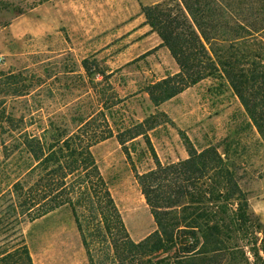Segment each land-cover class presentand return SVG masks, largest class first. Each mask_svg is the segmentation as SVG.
<instances>
[{
  "label": "trees",
  "instance_id": "1",
  "mask_svg": "<svg viewBox=\"0 0 264 264\" xmlns=\"http://www.w3.org/2000/svg\"><path fill=\"white\" fill-rule=\"evenodd\" d=\"M141 12L178 67L146 87L151 104L157 107L205 79H224L264 141V0H165ZM18 84L8 79L4 95H29L30 86ZM159 116L166 119L155 114L114 130L100 110L71 132L49 122L35 134L1 100V157L15 164L13 180L0 190V264H33L22 224L62 208L70 210L90 264L98 239L118 264H264V225L227 159L213 146L197 150L180 131L187 158L162 164L148 137ZM112 137L132 166L156 227L138 243L128 236L91 153ZM138 138L154 163L144 173L132 161Z\"/></svg>",
  "mask_w": 264,
  "mask_h": 264
},
{
  "label": "rangeland",
  "instance_id": "2",
  "mask_svg": "<svg viewBox=\"0 0 264 264\" xmlns=\"http://www.w3.org/2000/svg\"><path fill=\"white\" fill-rule=\"evenodd\" d=\"M163 1L0 0V101L35 134L49 122L71 132L100 110L114 130L164 114L148 132L160 162L187 158L180 131L197 150L216 147L264 225V141L226 81L205 79L157 107L145 92L178 71L141 12ZM10 76L30 86L29 95H4ZM131 150L137 173L154 168L141 138ZM91 153L128 236L140 242L156 227L131 164L115 137ZM12 163L0 152V190L14 178ZM21 230L33 264H90L69 209L25 222ZM95 242L94 264H118L103 239Z\"/></svg>",
  "mask_w": 264,
  "mask_h": 264
}]
</instances>
